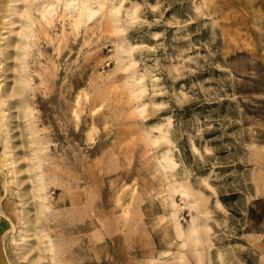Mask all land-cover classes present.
Instances as JSON below:
<instances>
[{"label": "rangeland", "instance_id": "1", "mask_svg": "<svg viewBox=\"0 0 264 264\" xmlns=\"http://www.w3.org/2000/svg\"><path fill=\"white\" fill-rule=\"evenodd\" d=\"M256 199L264 0H0V264H264Z\"/></svg>", "mask_w": 264, "mask_h": 264}, {"label": "trees", "instance_id": "2", "mask_svg": "<svg viewBox=\"0 0 264 264\" xmlns=\"http://www.w3.org/2000/svg\"><path fill=\"white\" fill-rule=\"evenodd\" d=\"M221 201H222L224 204H226V201H225L224 198H222ZM262 203H264V199H256V200H255V204H256V205H260V204H262Z\"/></svg>", "mask_w": 264, "mask_h": 264}, {"label": "bare ground", "instance_id": "3", "mask_svg": "<svg viewBox=\"0 0 264 264\" xmlns=\"http://www.w3.org/2000/svg\"><path fill=\"white\" fill-rule=\"evenodd\" d=\"M89 12H90V10H89ZM88 16H89V14H88ZM170 161V160H169ZM195 232V227H194V225H190V233H194ZM191 235V234H190ZM193 235V234H192ZM195 235V234H194Z\"/></svg>", "mask_w": 264, "mask_h": 264}]
</instances>
